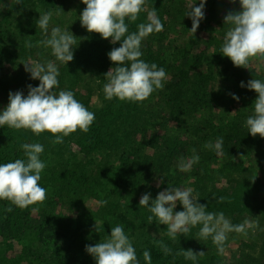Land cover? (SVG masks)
Returning <instances> with one entry per match:
<instances>
[{
	"label": "trees",
	"instance_id": "1",
	"mask_svg": "<svg viewBox=\"0 0 264 264\" xmlns=\"http://www.w3.org/2000/svg\"><path fill=\"white\" fill-rule=\"evenodd\" d=\"M206 1L218 16L211 29L213 38L220 40L216 46L210 45L214 39L195 36L181 40L168 33L167 9L176 10L185 19L187 11H191L187 7L190 0H147L146 7L160 13L164 28L142 41L141 59L163 67L168 79L162 90L143 103L120 105L116 98L109 101L100 97L104 96L101 80L115 66L108 53L122 42L113 44L111 38L105 40L97 33H89L81 23L76 25L86 7L82 0H0V112L8 105L10 92L20 91L27 96L28 85L40 83L25 71L23 63L53 61L60 73L55 91H73L75 98L95 113L87 133L77 130L62 144H53L54 137L48 132L39 136L31 132V143L44 146L40 159L46 167L39 184L47 189V199L23 210L0 200V264H84L76 257L45 262L32 249L45 228L57 226L67 232L80 253L88 254L86 245L105 241L117 225L124 226L130 239L142 240V256L145 250L150 251L151 264H193L182 254L176 255L182 249L205 253L195 264L215 261L211 237L203 240L197 235L202 225L191 228L187 235L178 234L175 241L169 237L158 240L151 233L155 217L149 222L153 214L149 208L139 206L145 193L154 200L168 187L185 184H190L194 195L198 194L197 202L207 205V211L223 212L232 224L258 222L260 243L256 245L247 237L241 239L240 254L229 261L264 264V138L253 137L245 126L247 118L254 114L258 96L246 85L252 79L264 81V63L257 60L249 68L236 67L223 56L221 47L229 27L224 25V17L240 10L239 0L225 7H219L223 0ZM47 11H52L53 16L75 19L67 31L76 37L71 61L76 72L68 79L62 74L66 67L52 55L51 48L38 44L47 37L36 22ZM146 22L147 12H141L136 24L129 26V33ZM191 25L186 21L182 28ZM52 27L50 24L48 35ZM28 41L33 47L25 46ZM242 81L245 87L240 86ZM2 129L3 126L0 134ZM219 137L224 138L223 155L204 147L208 142L215 144ZM193 148L200 160L191 171L182 173L177 165L182 157L188 160L194 155ZM18 158L26 159L23 151L11 159L0 158V164ZM233 181L236 188L228 194L226 187ZM220 197L227 199L220 203ZM104 200L107 204L100 203ZM9 206L12 212L5 211ZM182 210V204L177 202L174 212ZM157 241H163L172 254L166 256Z\"/></svg>",
	"mask_w": 264,
	"mask_h": 264
},
{
	"label": "clouds",
	"instance_id": "2",
	"mask_svg": "<svg viewBox=\"0 0 264 264\" xmlns=\"http://www.w3.org/2000/svg\"><path fill=\"white\" fill-rule=\"evenodd\" d=\"M205 2L206 0H200L198 7H193L195 3L188 5L191 11H187L186 15L192 20L189 31L193 34L204 19ZM231 2L235 3L236 0ZM82 3L86 5L79 17L82 27L89 33L99 34L105 40L111 38L113 44L122 42L118 48H113L108 53L115 66L104 75L107 80L103 85L105 99L143 103L155 91L162 90L168 79L166 70L156 63L149 64L141 59L142 41L164 28L157 10L154 7L148 9L147 0H82ZM239 4V11H230L224 17V25L229 27L223 38L221 53L234 66L249 68L253 61L264 63V0H239ZM2 8L3 5H0V9ZM145 11L147 22L139 23L137 31L129 33L126 19L136 22L139 14ZM52 16V11L40 14L36 23L47 38L38 41V44L50 47L56 60L67 65L74 59L72 49L76 44V37L59 27H52L48 35ZM25 46L31 48L33 44L28 41ZM23 64L31 78L38 79L40 83L36 87L28 85L27 96L20 91L9 93V103L0 112V127L7 125L14 130H30L36 136L48 132L54 137L51 141L53 144H62L65 137L77 130L87 133L95 121V113L78 101L73 91H55L59 87L60 73L57 65L53 61L43 64L30 61ZM240 86L245 87L243 81ZM246 86L258 96L254 101V114L247 118L245 126L253 137L259 135L264 138V81L252 79ZM233 99L238 101L239 97L233 94ZM223 144L224 138L219 137L215 144L208 142L204 147L223 155ZM20 147L26 159L18 158L13 162L0 164V200H7L23 210L32 205L43 204L47 199V189L39 184L46 163L40 159L44 152L43 144L22 143ZM192 151L194 155L190 159H180L177 165L180 172L191 171L192 166L199 162V155H195L196 149L193 148ZM226 199L220 197L218 202L222 203ZM197 201L198 194L193 195L191 188L168 187L159 192L154 200L150 193L143 194L139 206L149 208L153 214L149 216V222L155 217L159 224L167 226V235L173 241L178 234L187 235L191 228L202 225L197 233L198 237L203 240L211 237L221 255L225 253L229 233L247 235L248 229L259 227L258 222L249 220L232 224L223 212H209L207 205ZM177 202L182 204L183 210L174 212ZM100 203L107 204V201ZM12 210L11 206L5 209L6 212ZM156 243L166 256L172 254V249L163 241ZM86 251L95 258L96 264H140L136 249L123 225L111 228V234L105 241L92 246L86 245ZM181 254L195 264L197 258L205 253L191 249H182V252L176 253ZM143 259L145 264H151L150 251L143 252Z\"/></svg>",
	"mask_w": 264,
	"mask_h": 264
},
{
	"label": "rangeland",
	"instance_id": "3",
	"mask_svg": "<svg viewBox=\"0 0 264 264\" xmlns=\"http://www.w3.org/2000/svg\"><path fill=\"white\" fill-rule=\"evenodd\" d=\"M190 3H195L193 7H198L200 4V0H190ZM226 3L231 4L232 2L231 0H223L222 2H219V4H221V6L219 5V7H223V6L225 7ZM158 7L160 9H167L163 6H158ZM217 7L218 5L214 6L213 8L215 9ZM203 11L205 13L204 19L200 21L197 31L193 34L189 31L192 25L190 27L182 28V25L184 26L186 21H191L192 24L191 18L187 16L185 19H183L180 17L179 14L176 13V10L168 8L166 15L168 33L174 34L178 39L181 40L184 39L189 40L194 38L195 36H200L203 39L209 41L214 39L212 42H210V45H215V46L219 45L220 40L218 38H213V36L211 35V29L215 27L218 21V16L214 13L211 4L208 1L205 2V7ZM16 13H18L16 15H19V10H17ZM66 13L68 15V12ZM157 14L161 19L160 13L158 12ZM72 20L75 21L73 17H68L64 15L58 17L57 15L54 14V16H52L50 24L54 25V27H59L63 30H67L68 25L72 23ZM76 23L77 26H80L81 22L76 21ZM126 23L131 27L132 25L136 24V22H129V21H127ZM130 31L131 29L129 28V32ZM64 66L66 67V69L65 72L62 74L63 77H66L68 79L70 75L75 74L76 72L75 65H72V62L70 61L68 62L67 65L64 64ZM101 81L102 83L105 84L107 82L106 77L104 76V80ZM33 87H36V84L33 85ZM103 99H105L104 96L100 97V100ZM118 103L120 105L122 104V102L119 100ZM2 130L3 131L0 134V158L2 159L3 158H5L6 160L11 159L13 156L17 155L20 151H23L20 147L22 143H31L32 133L30 130H24V129L14 130L9 128L7 125L3 126ZM181 188L187 189L191 187L190 184H185ZM226 188L228 190V194H232L234 189L236 188V182L233 181L232 183L228 184ZM247 191L248 188L245 191L246 195H248ZM250 194L251 193H249V195ZM0 216H3V211L0 212ZM249 230L250 232L247 235L244 234L237 235L234 232L229 233L228 239L225 243V253L223 255L219 254L217 247L215 245V249L213 251L215 261H209L208 264H232V261L229 260L230 258L236 257L240 254L239 253L240 241L245 237H247L248 241L255 240L256 245L259 244L260 241L258 240V236H257V228L249 229ZM151 233L153 237L158 240L168 237L167 226L159 224L158 221H156V219L151 226ZM130 240L132 241L133 246L136 249L137 257L140 261V264H145V261H143V256H142V246H144L142 240L137 237H134ZM258 250L259 247L256 248V253L258 252ZM32 252L35 254L36 257H38L40 260L45 262L65 261L68 257H73V258L76 257L80 261H83L84 264H96V260L93 256H91L90 254L80 253L78 249L75 247V245L72 243L71 238L67 234V232H65L59 227L57 228V226L48 227L43 230L41 234V238L39 242H37L36 245L33 247Z\"/></svg>",
	"mask_w": 264,
	"mask_h": 264
}]
</instances>
